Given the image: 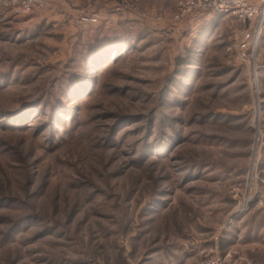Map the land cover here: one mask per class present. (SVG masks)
Returning a JSON list of instances; mask_svg holds the SVG:
<instances>
[{
    "label": "rangeland",
    "instance_id": "374dc122",
    "mask_svg": "<svg viewBox=\"0 0 264 264\" xmlns=\"http://www.w3.org/2000/svg\"><path fill=\"white\" fill-rule=\"evenodd\" d=\"M178 1L0 6V264H264V0Z\"/></svg>",
    "mask_w": 264,
    "mask_h": 264
},
{
    "label": "built area",
    "instance_id": "2783aa9c",
    "mask_svg": "<svg viewBox=\"0 0 264 264\" xmlns=\"http://www.w3.org/2000/svg\"><path fill=\"white\" fill-rule=\"evenodd\" d=\"M45 2L46 0H0V6L28 14ZM258 11V5L249 0H179L171 19L173 25L180 26L186 19L191 20L202 15L224 14L245 22L255 18ZM93 20L87 16H81L78 19L80 23H89ZM232 37L238 48V56L243 60L251 58L254 54L258 32L241 28L234 30ZM199 264H222V260L219 255H211L204 257Z\"/></svg>",
    "mask_w": 264,
    "mask_h": 264
},
{
    "label": "trees",
    "instance_id": "16d2710c",
    "mask_svg": "<svg viewBox=\"0 0 264 264\" xmlns=\"http://www.w3.org/2000/svg\"><path fill=\"white\" fill-rule=\"evenodd\" d=\"M111 39H112V38L108 37V39H105V38H104L102 41H104L105 43L108 41L107 44H108V45H111L110 43L113 41V40H111ZM113 44H114V43H113ZM117 49L119 50V44H117V45L114 44L113 47L111 48L112 52H113V51H117Z\"/></svg>",
    "mask_w": 264,
    "mask_h": 264
},
{
    "label": "crops",
    "instance_id": "0c3cea01",
    "mask_svg": "<svg viewBox=\"0 0 264 264\" xmlns=\"http://www.w3.org/2000/svg\"><path fill=\"white\" fill-rule=\"evenodd\" d=\"M250 1V0H249Z\"/></svg>",
    "mask_w": 264,
    "mask_h": 264
}]
</instances>
